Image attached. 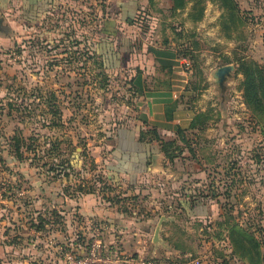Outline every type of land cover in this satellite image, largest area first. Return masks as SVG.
I'll return each mask as SVG.
<instances>
[{
    "label": "rangeland",
    "instance_id": "rangeland-1",
    "mask_svg": "<svg viewBox=\"0 0 264 264\" xmlns=\"http://www.w3.org/2000/svg\"><path fill=\"white\" fill-rule=\"evenodd\" d=\"M119 1L2 3L0 264H72L67 254L86 260L96 240L113 262L264 264V106L207 80L229 64L228 42L245 57L264 41V0H129L125 12ZM157 38L192 57L200 89L224 94L209 127L156 141L160 155L138 166L125 197L108 187L111 154L137 115L133 74L153 69ZM111 201L133 215L120 233L107 230Z\"/></svg>",
    "mask_w": 264,
    "mask_h": 264
},
{
    "label": "crops",
    "instance_id": "crops-1",
    "mask_svg": "<svg viewBox=\"0 0 264 264\" xmlns=\"http://www.w3.org/2000/svg\"><path fill=\"white\" fill-rule=\"evenodd\" d=\"M3 1L5 0H0V18L3 24H6L8 14L6 9H3ZM130 2L129 0L119 1V10L125 12L126 9L122 7L127 8ZM121 17H124L122 12ZM220 38L219 40L222 39ZM127 42L129 41H124L123 44L125 45ZM167 42L164 39L158 41L157 38V41L147 50L146 58L153 62V69H146V64H143V66L139 64L135 68L133 84L137 115L132 119L133 123L131 125L120 129L119 136L117 133L120 147H118L117 153L111 154L114 162L108 168L110 173L113 174L109 175L111 186L108 187L110 191L121 190L120 192L125 197L135 193L138 184L134 180L138 181L144 175L143 168H138V166H142L160 155L159 150H157V140L153 139L154 133L152 134V132H156L160 138L167 140H174L179 135L178 129L191 132L193 136L194 132H197L200 127L210 126L211 120L199 123L198 118L201 114H210L212 112V108L210 109L211 104L215 103L220 97L222 100V95L224 94L222 91L221 96L213 97L210 95L209 90L200 89V85L196 84L197 71L193 75H188L184 70L182 55L179 52V48L176 47V43L172 39L168 44ZM228 44L231 45L227 48L223 47L222 51L226 49V51H229V61L231 62L226 65H233L234 70L227 78L224 87H228L226 89L227 92L232 91L241 95L243 92L240 90L239 83L243 80V74L239 72L235 60L241 56L240 52L243 51L242 44L235 38ZM220 46L222 47V45H218V47ZM246 48L245 57L254 59L264 65V41H257L250 46L246 45ZM211 53H214V51ZM217 70L210 73L207 70H203L205 78L206 74L209 73V78L207 79L209 83L216 84V79H214L213 75ZM207 80L206 82H208ZM212 87L215 86L212 85ZM201 90L203 91L202 94ZM207 98L212 99L207 101ZM240 101L242 102V100H239V103ZM241 106H243L241 108H245L243 102ZM230 112L233 113L234 109L228 111V113ZM143 134H147L146 137L143 138ZM150 150L153 153H146ZM156 151L157 153H155ZM217 170L218 174L221 171L224 173V169L219 168ZM211 172L209 171V174ZM115 179H119L121 184L113 183L112 181H115ZM110 205L112 206L109 215L111 224L107 230L120 233L123 227H116V223H130L133 215L129 216L120 212L115 207V201H111ZM126 228H128V225H126ZM113 264L125 263L124 261H114Z\"/></svg>",
    "mask_w": 264,
    "mask_h": 264
},
{
    "label": "trees",
    "instance_id": "trees-1",
    "mask_svg": "<svg viewBox=\"0 0 264 264\" xmlns=\"http://www.w3.org/2000/svg\"><path fill=\"white\" fill-rule=\"evenodd\" d=\"M185 2L186 0H175V6L184 7ZM234 7L237 10L238 5H235ZM203 9L204 7H202V11ZM130 21H133V20H130ZM181 55L191 59L193 63V72L190 75H193L196 69H195L194 61L192 57L186 52H183V54ZM235 61L238 65L239 72L243 74V80L241 82L240 89L242 90L244 94L247 105L252 109H254L253 107L255 103H257L258 105L264 106L263 105L264 104V65L260 64L254 59H249L247 57H237ZM230 62L231 61H229L228 63ZM203 119H205V121L207 120L206 114H201L198 118V122L203 123L204 122ZM182 132H185V130L178 129V134ZM152 134H153L154 140L162 141V139L159 137V135L156 132H152ZM146 135L147 134H143V138L146 137ZM198 203L200 205V201Z\"/></svg>",
    "mask_w": 264,
    "mask_h": 264
},
{
    "label": "built area",
    "instance_id": "built-area-1",
    "mask_svg": "<svg viewBox=\"0 0 264 264\" xmlns=\"http://www.w3.org/2000/svg\"><path fill=\"white\" fill-rule=\"evenodd\" d=\"M182 63L184 66V70L187 72L188 75H190L193 72V63L191 61V59H189L188 57L182 56ZM73 253L71 254H67V259L69 261H71L72 264H76L75 259H77L76 257H74V253H76L75 251H72ZM79 263L78 264H86L89 262H92L91 264H112L113 263V257L109 254H106L105 256H103V250H102V245L100 243V241H94L92 242V244L90 245V250L88 253V258L85 260L83 259H78ZM125 264H135L133 261H124Z\"/></svg>",
    "mask_w": 264,
    "mask_h": 264
},
{
    "label": "water",
    "instance_id": "water-1",
    "mask_svg": "<svg viewBox=\"0 0 264 264\" xmlns=\"http://www.w3.org/2000/svg\"><path fill=\"white\" fill-rule=\"evenodd\" d=\"M234 70L233 65H226L219 68L215 73V78L217 83L220 85L221 88H224V84L227 78L231 75V72Z\"/></svg>",
    "mask_w": 264,
    "mask_h": 264
}]
</instances>
